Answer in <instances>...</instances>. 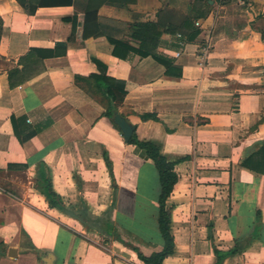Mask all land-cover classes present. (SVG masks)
Segmentation results:
<instances>
[{"label":"crops","instance_id":"obj_1","mask_svg":"<svg viewBox=\"0 0 264 264\" xmlns=\"http://www.w3.org/2000/svg\"><path fill=\"white\" fill-rule=\"evenodd\" d=\"M194 1H0V264H143L137 251L162 248L156 166L103 114L93 75L116 80L117 112L175 162L162 264H215V251L264 264V0H208L206 15ZM186 17L199 32L180 45ZM133 25L158 33L150 49L172 72L139 54ZM31 48L37 72L11 86ZM42 167L67 210L38 189Z\"/></svg>","mask_w":264,"mask_h":264},{"label":"trees","instance_id":"obj_2","mask_svg":"<svg viewBox=\"0 0 264 264\" xmlns=\"http://www.w3.org/2000/svg\"><path fill=\"white\" fill-rule=\"evenodd\" d=\"M194 3L195 4L192 7V10L194 8L195 11L198 12V14L206 15L207 12L206 11L203 12L200 9L209 6L208 0H195ZM84 18L87 23L88 22L90 23L97 17L95 11H91L84 14ZM117 25H122L124 27L123 29H126L124 23L120 22ZM133 27L134 29L132 30V35L140 39V45L137 49L139 54L141 55L152 54L167 67L168 72H172V68L170 67L171 63L169 62V59L159 55L155 51V48L150 49L149 43L153 41L154 38L156 39L158 37V33L148 29L139 28L136 25H133ZM1 28H2V20L0 19V33H1ZM175 30H178L179 34H181L182 37H185L188 41L193 40L199 32V30L194 27L189 17H186L182 22V25L180 27H177ZM101 32L108 38V40L111 43L114 44L113 53L121 57L125 56V54L121 52L122 49L124 48L123 46H125L126 48H130V47L126 45L123 38L121 36L115 37L103 30H101ZM40 53H42L41 50L31 48L24 56L18 59V63L22 66V69H18L17 67H15L8 71L9 84L11 86L15 84L13 80L15 73L17 72L22 73L24 75V78H29L35 72H37L36 70L40 64V58H41ZM93 78L96 80L98 85H100L104 97L108 101V105L103 114L114 122L115 115L119 114L114 104L115 94L113 88L115 86L116 80L111 77L98 76V75H93ZM141 118L157 119V117L153 114H144L141 115ZM130 125L134 128L132 124ZM127 143L136 145L147 158H151L153 160L160 181L157 222H158L159 231L163 238L162 248L156 252L151 253L148 256L137 251V256L142 261L143 264H162V260L167 255L173 252V236L170 231V204L168 198L178 179V175L175 171V162L166 159V157L161 153L160 145L158 143L152 141L139 140L134 130L131 134V137L127 140ZM105 161L107 166L110 167L109 160L105 158ZM37 187L40 190V192L45 195L51 207H56L60 210H67V208L62 202L61 197L51 188L50 179L43 167L39 169V182L37 183ZM96 219L99 220V223L96 226L97 229L102 232L110 233L109 220H105L103 217H96ZM227 254L228 252L215 251V255L217 257V261L215 264H220L223 258Z\"/></svg>","mask_w":264,"mask_h":264},{"label":"water","instance_id":"obj_3","mask_svg":"<svg viewBox=\"0 0 264 264\" xmlns=\"http://www.w3.org/2000/svg\"><path fill=\"white\" fill-rule=\"evenodd\" d=\"M114 122L116 123V125L118 126V128L121 130L124 138L126 140H128L131 137V134L133 132V127L120 114L115 115ZM45 262H46L45 264H50L51 263V258L48 257L45 260Z\"/></svg>","mask_w":264,"mask_h":264},{"label":"built area","instance_id":"obj_4","mask_svg":"<svg viewBox=\"0 0 264 264\" xmlns=\"http://www.w3.org/2000/svg\"><path fill=\"white\" fill-rule=\"evenodd\" d=\"M196 24L198 25L199 22L196 21ZM178 37H179V39H180V40H179V44H180V45H184V44H185V41H184L182 35H181V34H178ZM179 55H180V51H176V52H175V56H179Z\"/></svg>","mask_w":264,"mask_h":264},{"label":"rangeland","instance_id":"obj_5","mask_svg":"<svg viewBox=\"0 0 264 264\" xmlns=\"http://www.w3.org/2000/svg\"><path fill=\"white\" fill-rule=\"evenodd\" d=\"M0 64H1V61H0Z\"/></svg>","mask_w":264,"mask_h":264}]
</instances>
